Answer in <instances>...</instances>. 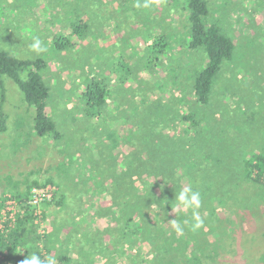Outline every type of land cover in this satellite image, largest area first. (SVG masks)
<instances>
[{
	"label": "trees",
	"instance_id": "1",
	"mask_svg": "<svg viewBox=\"0 0 264 264\" xmlns=\"http://www.w3.org/2000/svg\"><path fill=\"white\" fill-rule=\"evenodd\" d=\"M168 1V9H163L158 0L148 9L135 7L137 3L142 5L144 0L109 2L113 4L111 6H116L110 15L116 19V29L123 26L125 21L133 22L127 29L130 30L127 39L123 41L129 43L128 40L140 34V29L148 34L141 52L133 50L132 55L137 56L138 60L134 61L132 67L127 64V69L119 62L111 64L114 69H126L124 75L119 76L121 86L125 85L134 70H145L149 75L156 73L160 76L163 68H166L163 67L166 65L163 59L169 56L171 66L166 70L174 72L172 86L174 92L179 90L173 92L172 101L186 103L188 111L186 115L178 111L174 113L170 109L172 105L167 109L157 102L147 104L144 97L139 101L134 97L126 107L123 115L125 121L130 122L126 124L129 131L126 144L130 152L114 155L110 166L102 164V161L97 163L95 159L91 162V181L98 178L99 184L90 193L96 199L105 195L110 209L108 215L114 227L109 225L98 234L90 235L95 243L90 238L86 241H90V264H93L94 251H97L96 258L101 259V264H114L115 256L124 255L120 251L124 245L128 248L125 247L128 254L124 256L130 264H217L215 259H219L220 252L230 248L235 253L242 250L247 255L252 254L250 248L242 244L246 241H241L245 236L241 235L242 227L238 230L242 223L245 224L246 218L236 212L248 214L256 204H264V131H234L240 123V116L222 103L224 93L229 91L228 86L217 89L227 71L232 73V77L236 76V66L238 68L242 60L235 56L233 37L228 36L211 19L209 5L214 10L217 7L214 6L215 0ZM74 3L72 7L69 3L70 8L66 10L65 21L69 24V33L58 34L45 43V51L50 56L73 52L76 42L82 43L85 36L91 33L93 25L97 24L98 19L95 21L94 18L98 16V10L101 13L105 10L100 6L106 5L105 0H74ZM18 10L27 8L22 6ZM174 12L184 18L183 24L176 26V34L167 25V18ZM176 46L185 62L178 58L173 60V54L169 55L170 49ZM152 55L153 58L150 57ZM88 59L89 55L78 52L76 67L88 65ZM95 67L97 75L91 72L85 74L84 89L77 97L83 102L84 118L93 121L90 123L92 131L98 125L104 127L110 119L105 113L108 98L124 92L120 88H110V79L104 76L103 71L110 67L108 61H100ZM48 70L47 60L43 58L22 60L0 48V134L7 130L2 105L6 93L4 82L8 79L21 92L27 113L32 117L33 133L44 139L63 140L49 112L51 88L47 81ZM239 94L236 98L252 104V100L241 98L245 92ZM215 95L221 101L219 105L213 103ZM142 104H145L144 108L140 107ZM259 106L263 107V104ZM259 111H263V108ZM109 122L113 123L114 120ZM176 123L187 124V127L183 131L172 129V132L162 131L159 127L165 124L174 126ZM103 127L96 131H105ZM130 128L134 131H130ZM135 128L139 130L138 134ZM93 137L97 139L98 135ZM76 153L74 156L84 158ZM119 159L125 160V165H119ZM86 165L88 163L83 164L84 167ZM179 172L181 176L177 175ZM47 183L53 182H34L28 189L44 187ZM186 188L201 194V206L196 211L203 224L198 229L193 228V210L176 206L175 195ZM28 197V192L10 195L17 202L18 210L12 220L3 223L0 264H21L32 254L38 255L41 260L49 257L50 252L47 245H43V234L38 230L34 210L28 205ZM6 200L4 197V201H0V217ZM153 204L157 206L151 207ZM219 211L230 213L232 219H222ZM97 215L100 216L99 213ZM239 217L241 221L237 219ZM173 219L183 228L182 234L169 224ZM109 237L112 241L103 243V239ZM125 239L130 242L126 243ZM69 244L65 245V255L54 257L57 264H68L66 253ZM145 246L148 248H143ZM187 246H190L189 255H185ZM112 249L113 255L110 253Z\"/></svg>",
	"mask_w": 264,
	"mask_h": 264
},
{
	"label": "rangeland",
	"instance_id": "2",
	"mask_svg": "<svg viewBox=\"0 0 264 264\" xmlns=\"http://www.w3.org/2000/svg\"><path fill=\"white\" fill-rule=\"evenodd\" d=\"M0 1V48L10 51L22 60L35 58L47 60L49 69L47 81L51 88L49 112L57 130L63 136L60 142L36 136L31 126L32 117L30 118V114L27 113L21 92L15 84L6 79L2 114L6 119L7 130L4 134H0V201H4V197L9 198L10 195L29 193L28 187L34 182L52 181L53 183L47 185H55L56 192L51 202L41 206V212L45 216L43 215L38 223V230L43 234V245H47L50 252L48 256L57 258L60 254L65 255L63 253L65 245L71 241L66 253L68 264H90L89 260L92 259L89 255L90 241H86L88 238L94 240L90 236L93 233L98 234L109 225L114 227L105 195L96 199L90 193L92 188L95 189V185L99 184L98 178L91 181L93 174L90 169L93 166L91 162L95 159L98 160L97 163L102 161V164L106 163L110 166L114 155L130 152V147L126 144L129 133L126 124L130 122L125 121L123 113L134 97L136 101L142 97L147 98V104L157 102L167 109L172 105L170 108L172 112L178 111L179 114L185 115L188 111L187 104L172 101L175 90L172 86L174 72L166 70L171 66L167 58L169 56L163 59L169 66L163 65L166 68H163L160 76L156 73L149 75L145 70L142 72L134 70L125 81V85L121 86L119 76L124 75L126 69H114L111 64L119 62L122 66L126 65L127 69V64L132 67L134 61L138 60L137 56L132 55L133 50L141 52L148 34L140 29L138 31L140 34L128 40L129 43L123 41L127 39L130 33L127 29L133 25V22L125 21L118 31L114 23L116 19L110 16L116 7L111 6L113 5L109 3L111 0H105L106 5L100 6L105 10H102V13L100 9L98 10V16L94 18L95 21L98 19L97 24L92 28L94 31L91 30L82 43L77 41L73 52L63 53L58 57L47 54L45 43L58 34L69 33V24L65 21L66 10L70 8L69 3L71 7L75 5L74 0H29L24 3L21 0ZM158 2L159 5H163V9L169 8L168 0H158ZM215 2L214 6L217 7L214 10L209 5L211 19L228 36L233 37L236 45L235 56L242 60L240 66L238 68L236 66L234 72L236 76L232 77V73L227 71L217 85V89L223 85L228 86L229 89L223 95V106L228 110L233 109L234 113L237 112L240 116V123L234 131H255V133L264 131V81H262L264 80V0H215ZM22 6L27 10H18V7ZM183 19L182 15L174 12L167 18V25L176 34L175 28L183 24ZM134 24L139 28L136 23ZM153 31L156 32L155 29ZM34 38L40 39L44 51L37 53L32 50L30 45ZM78 52L89 55L88 65L76 67ZM168 53L173 54V60L178 58L185 62L178 52V46L170 49ZM150 57L153 58V55ZM100 61L103 63L108 61L110 65L103 69L104 76L110 79V88L116 90L120 88L124 92L119 96L108 98L105 113L110 119L104 127L102 126L105 131H96L102 128L100 125L92 131L93 126L90 123L93 121L84 118L83 102L78 98L84 89L85 74L91 72L92 75H97L95 65ZM177 92L179 90L174 93ZM242 92L246 94L241 98L252 100V104L236 98ZM231 93L236 95L232 96ZM213 103L217 105L221 103L216 95ZM260 103L263 107L259 106ZM140 107L144 108L145 104ZM262 108L263 111H259ZM111 119L114 120L113 123L109 122ZM159 127L162 131L172 129L183 131L187 124L176 123L174 126L165 124ZM132 130L130 128V131ZM135 131L138 134L137 128ZM94 135H98V138L94 139ZM76 152L84 158L79 159V156H74ZM119 160V165H125V160ZM84 163L88 165L84 167ZM177 175L181 176V172ZM117 210L118 208L115 210V215ZM218 214L223 217L222 219L225 217L227 220L232 219L230 213L219 211ZM236 214L239 216L243 214V218H246L245 224L242 223L238 230L242 227L240 232L245 236L241 241L246 240L242 244L248 246L252 254L247 255L242 250L235 253L230 248L231 250L220 252L219 259H215L217 264H264V204H256L248 214L240 211ZM237 219L241 221L240 217ZM48 236L51 237L50 243ZM103 241L109 244L112 240L109 237V239L104 238ZM125 241L130 242L129 239ZM125 247L127 248L126 245L124 248L121 246L120 249L124 255L128 254V248L125 250ZM187 248L185 255L190 254V246ZM112 251L113 249L110 253L113 255ZM94 253L92 263L101 264V259L96 258L97 251ZM124 255L112 256L114 264H130Z\"/></svg>",
	"mask_w": 264,
	"mask_h": 264
},
{
	"label": "clouds",
	"instance_id": "3",
	"mask_svg": "<svg viewBox=\"0 0 264 264\" xmlns=\"http://www.w3.org/2000/svg\"><path fill=\"white\" fill-rule=\"evenodd\" d=\"M156 3V0H144V3L141 5L140 3H137L135 7L144 9H148L151 4ZM32 50L36 51L37 53L44 51V49L41 47V41L39 38H34L33 43L30 45ZM176 200V206L178 208H183L184 210L192 209L193 210V219L195 223L193 224L194 229H198L203 224V221L199 217L197 209L201 206V194L199 191L192 190L191 188H186L184 190H181L178 194L175 195ZM157 205L153 204L151 207H156ZM175 229L177 233L182 234L183 228L181 225L173 219L171 222H169ZM21 264H57V261L52 258L48 257L46 260H41V258L36 255L32 254L30 257L27 256Z\"/></svg>",
	"mask_w": 264,
	"mask_h": 264
},
{
	"label": "built area",
	"instance_id": "4",
	"mask_svg": "<svg viewBox=\"0 0 264 264\" xmlns=\"http://www.w3.org/2000/svg\"><path fill=\"white\" fill-rule=\"evenodd\" d=\"M56 192V188L50 184L44 187H33L29 192L28 205L34 210L36 223L42 218L41 206L44 203L51 202ZM18 210L17 202L12 198H7L3 204L0 217V232L3 229V223L14 218ZM39 225V224H38Z\"/></svg>",
	"mask_w": 264,
	"mask_h": 264
}]
</instances>
